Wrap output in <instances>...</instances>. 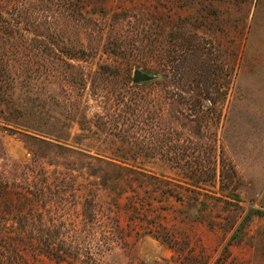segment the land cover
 Here are the masks:
<instances>
[{
    "label": "rangeland",
    "instance_id": "obj_1",
    "mask_svg": "<svg viewBox=\"0 0 264 264\" xmlns=\"http://www.w3.org/2000/svg\"><path fill=\"white\" fill-rule=\"evenodd\" d=\"M0 264H264V0H0Z\"/></svg>",
    "mask_w": 264,
    "mask_h": 264
},
{
    "label": "water",
    "instance_id": "obj_2",
    "mask_svg": "<svg viewBox=\"0 0 264 264\" xmlns=\"http://www.w3.org/2000/svg\"><path fill=\"white\" fill-rule=\"evenodd\" d=\"M145 80H146V76L143 75L142 73H140L138 71L133 73V81L135 83H141V82H143Z\"/></svg>",
    "mask_w": 264,
    "mask_h": 264
}]
</instances>
